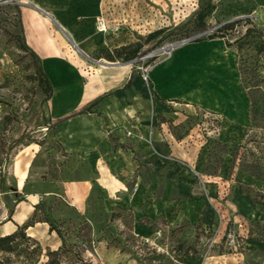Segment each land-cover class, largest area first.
Wrapping results in <instances>:
<instances>
[{
  "label": "rangeland",
  "instance_id": "374dc122",
  "mask_svg": "<svg viewBox=\"0 0 264 264\" xmlns=\"http://www.w3.org/2000/svg\"><path fill=\"white\" fill-rule=\"evenodd\" d=\"M210 2L201 33L198 0L15 2L29 42L40 32L31 11L85 79L98 66L134 76L125 139L98 168L57 144L40 58L0 0V218L22 194L41 197L0 264H264V0ZM134 42L145 53L131 60L93 58ZM70 183L87 187L80 207Z\"/></svg>",
  "mask_w": 264,
  "mask_h": 264
},
{
  "label": "crops",
  "instance_id": "0c3cea01",
  "mask_svg": "<svg viewBox=\"0 0 264 264\" xmlns=\"http://www.w3.org/2000/svg\"><path fill=\"white\" fill-rule=\"evenodd\" d=\"M28 13L33 14L35 24L40 30L35 37L36 45L29 42L26 31L24 34L27 44L39 56L41 69L50 82L49 116L53 136L68 157L92 161L95 167L103 168L109 156L118 154L120 144L125 139L124 130L131 115L128 96L134 76L129 87L113 91L100 100L91 112L74 114L102 93L120 87L130 72L121 66H98L92 68V77L85 79L79 66L69 59L66 51L48 30L43 18L38 13ZM56 94H59L58 104L54 103L53 96ZM71 95L74 96L73 100L66 103ZM25 176L24 171L14 175L16 193L24 186ZM63 189L73 205H82L87 189L85 184H64ZM21 197L22 200L13 203L11 212L3 204L0 236L15 232L17 227L27 222L32 216L34 206L41 200V197L35 194L25 193Z\"/></svg>",
  "mask_w": 264,
  "mask_h": 264
},
{
  "label": "trees",
  "instance_id": "16d2710c",
  "mask_svg": "<svg viewBox=\"0 0 264 264\" xmlns=\"http://www.w3.org/2000/svg\"><path fill=\"white\" fill-rule=\"evenodd\" d=\"M10 1L13 2V4H14V8L16 11L17 23H18V31L21 35L23 42H24V48L27 49L32 56L38 58L37 54L33 50H31L25 42V38L23 35L24 33H23V28H22V22H21V18H20V9H19L18 5L15 3L17 0H10ZM213 9H214V6L210 2V0H198V7L191 17L192 18V30L194 32L201 33V32H204L208 29V25L206 23V18L209 17V15L212 13ZM229 28H231L230 24H228V23L223 24L220 28L211 31L209 36H210V38L222 37L223 35H221L222 33L220 34V31H222L223 29H229ZM162 32H163L162 30L154 31L147 36V39H149V40L155 39L159 35H161ZM141 48H142V44L139 42L129 43V44L122 45L119 47H115L112 49L98 48L96 50L98 53L93 58L99 59L102 57L108 61H114L115 59H121L122 61H127V60H131V59L145 53V51H141ZM38 73L41 75L42 79L50 87L49 81H48L47 77L45 76V74L43 73L41 67H40ZM131 80H132V74L130 73L129 77L126 79V81L120 87L102 93L101 95H99L95 99H93L90 102H88L87 104H85L83 107H81L74 114L91 112V109L100 100H102L106 96L110 95L113 91H115L117 89H125V88L129 87L131 84ZM20 200H22V198H18V199L16 198L15 202H18ZM11 211L12 210L10 209L9 212H11ZM33 213H34V210H33ZM33 213H32V215H33ZM30 218L23 225L17 227V230L15 232L4 235V236H0V251H3V252L9 251L10 246H11L10 244L15 240V238L17 236H21V237L24 236V231L27 228L33 226V224H34V222ZM43 222L48 223V225L50 226V230H55V228L52 226L51 222L46 217L43 220Z\"/></svg>",
  "mask_w": 264,
  "mask_h": 264
},
{
  "label": "water",
  "instance_id": "95a60500",
  "mask_svg": "<svg viewBox=\"0 0 264 264\" xmlns=\"http://www.w3.org/2000/svg\"><path fill=\"white\" fill-rule=\"evenodd\" d=\"M70 43L73 45V47L76 48V50H77L78 52H80L83 56L86 57V55H85L80 49H78V47L76 46V44H75L72 40H70ZM107 64H108V65H115L114 63H107Z\"/></svg>",
  "mask_w": 264,
  "mask_h": 264
},
{
  "label": "built area",
  "instance_id": "2783aa9c",
  "mask_svg": "<svg viewBox=\"0 0 264 264\" xmlns=\"http://www.w3.org/2000/svg\"><path fill=\"white\" fill-rule=\"evenodd\" d=\"M99 25H101V27H103V26H102V23H99Z\"/></svg>",
  "mask_w": 264,
  "mask_h": 264
}]
</instances>
